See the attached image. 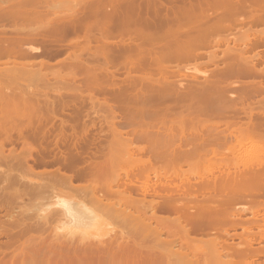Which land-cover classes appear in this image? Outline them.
Returning <instances> with one entry per match:
<instances>
[{"label": "bare ground", "instance_id": "6f19581e", "mask_svg": "<svg viewBox=\"0 0 264 264\" xmlns=\"http://www.w3.org/2000/svg\"><path fill=\"white\" fill-rule=\"evenodd\" d=\"M79 1H84L79 3L81 15L71 9L49 18L50 14L41 13L32 0H16L20 5L0 11V27L7 26L0 28V233L8 237L5 247L0 245V264H264V146L255 136L264 126L252 122L260 112L251 108L245 124H220L209 114L229 110L232 93L207 91L238 85L223 77L225 74L245 72L264 78V69L256 60L247 59L249 54L242 55L243 60L228 44L230 37L236 42L249 41L248 45L264 40L263 30L259 36L258 30H252L255 34L249 36V28L238 32L242 26L238 37L229 31L236 22L247 23L264 14V0H195L193 4L192 0ZM250 3L258 5L250 8L261 13H251L249 8L254 16L249 14L252 17L246 20L247 10L246 18H239L237 10L241 9L242 15ZM213 8L215 15L210 18L208 10ZM184 13L190 14L186 19L192 18L195 28H179L184 24ZM37 17L44 18L38 27L15 26L22 24L15 21L17 18L25 25ZM258 17L254 19L264 20L263 15ZM11 24L20 29L11 28ZM167 24L172 26L165 28ZM219 31H226V35ZM228 31L235 38L229 37ZM70 33H76L77 42L64 44ZM209 44H224L221 50L228 60L223 61V69L216 67L217 74L199 82L194 70L200 67L197 59ZM65 47L70 49L67 59L74 58L73 76L82 79L81 86L75 88L105 90L109 98L99 100L100 105L96 95L89 99L90 105L100 106L109 120L106 139L102 137L103 142L100 138L103 143L99 146L92 147L96 136L88 137V142L84 137L88 126L100 120L99 110L90 112L91 116L87 113L91 124L79 125V106L72 113L79 122L73 125V135L67 137L66 121L60 118L53 146L42 141L43 135L36 132L41 130L39 125L23 135L26 126L54 118L81 96H62L56 101L47 94L32 92L39 86L47 87L49 78L43 71L55 62L50 57ZM211 52L205 54V62L215 64L216 56L222 54ZM35 55L43 57L35 61L31 59ZM3 61L9 63L4 65ZM190 66L195 76L180 75ZM58 69L55 72L60 79L71 76L61 75ZM114 71L166 75L162 79L124 78L127 80L121 85L113 82ZM179 72L178 78L172 75ZM254 81L243 85L262 91L264 81ZM70 82L66 84L70 86ZM106 89L129 93H107ZM259 111L264 113V109ZM117 114L127 122L116 124ZM174 115L179 117L178 123H158ZM24 121L28 124L25 127L21 126ZM13 133L21 139L17 140L20 148L12 145ZM243 134L252 146L240 149ZM175 138H179L177 143ZM217 139L227 141L230 156L219 155L212 145ZM148 147L153 156L146 151ZM89 149L92 152L87 154ZM141 152L151 157L138 155ZM247 152L252 153L248 158L244 155ZM184 164L187 168L181 169ZM48 165L56 166L50 171L45 168ZM48 190L72 194L77 203L45 206L42 201L45 197L48 201ZM75 222L81 228H76ZM108 231L112 234L104 237ZM83 234L98 236L78 237ZM104 249L113 250L104 253ZM259 254L263 259L249 258Z\"/></svg>", "mask_w": 264, "mask_h": 264}, {"label": "rangeland", "instance_id": "374dc122", "mask_svg": "<svg viewBox=\"0 0 264 264\" xmlns=\"http://www.w3.org/2000/svg\"><path fill=\"white\" fill-rule=\"evenodd\" d=\"M16 1V0H15ZM15 1H13V0H0V11H8V10H10V8L12 7V8H14L15 6H17V5H20V4H16L15 3ZM193 1H195V0H192V1H190L191 2V4H193L194 2ZM216 2H223V0H215ZM224 1H226V0H224ZM32 2H33V4L36 6V5H38V7H40V8H38L37 6V8L39 9V11L41 12H48L50 15L48 16L49 18H51L52 16H53V13H55L56 12V14L57 13H59V14H57V15H63V14H65L66 12H67V10L69 11V10H71V11H74V13L76 12V13H78V15H81L83 12H81V11H79L80 10V6H79V3H81V2H84V1H79V0H32ZM252 3H254V2H252ZM252 3H250L249 5H248V9H244L245 10V12H244V10H242V15H241V9L240 10H237V13L238 12H240V14L238 15L237 13V15L239 16V18H242V17H245L246 18V14L245 13H247V10H248V14H247V19L246 20H248V18L252 15L251 13H253V11L254 12H257V13H261L260 12V9L258 10L257 8V10H253V9H251L253 6V8H255V7H259L258 5H253ZM33 4H32V6H33ZM255 4V3H254ZM262 4V3H261ZM34 6V7H35ZM263 6V5H262ZM251 7V8H250ZM37 8H35L36 10H38ZM251 10H250V9ZM261 8V7H260ZM264 8V7H263ZM215 8H213V9H209L208 11L209 12H211V14H210V18H212L214 15H215V10H214ZM11 10H14V9H11ZM36 10H33L34 11V13L35 12H37V13H39L38 11H36ZM249 10L251 11V13H249ZM253 10V11H252ZM216 11H218L217 9H216ZM219 11H220V9H219ZM263 11V10H262ZM41 12V13H42ZM262 13H264V11L262 12ZM235 14V15H236ZM245 14V15H244ZM249 14H251L250 16H249ZM255 14V16L257 15L256 13H254ZM72 15V14H71ZM189 15L190 14H186V13H184L183 14V18L181 19V21L184 23V24H182V25H180L179 26V28H182V29H184V28H195L196 27V25H193V23H194V20L192 19V18H190L191 20H188V19H186V18H189ZM236 15V16H237ZM259 15H261V14H258L256 17H258ZM263 16H264V14H262ZM261 15V16H262ZM39 16H41L40 14H39ZM51 16V17H50ZM73 16V15H72ZM77 16V14H75V17ZM237 16V17H238ZM252 16H254V15H252ZM251 16V17H252ZM261 16H259L258 17V19L261 17ZM250 17V18H251ZM256 17H252L253 19L254 18H256ZM53 18V17H52ZM252 18L250 19L251 20V23H250V20H248V24L246 23V21H244L243 20V22H241L240 20L241 19H239L238 21H240L239 23L238 22H236V23H238V24H234V26L231 28V29H229V31H233L232 32V34L234 33V34H238V32H242L243 30H246L247 28H249V30L248 31H251V32H249L248 34H250L249 36H251V33H252V30H255L254 32H256L257 30V32H256V34L258 33V36H259V33H260V31H261V33L264 31V20L262 19V20H255V21H257V22H255L254 20V22H255V24H253L254 22L252 21ZM263 18V17H262ZM34 20L32 21V23L30 22V23H24L25 25H22L23 24V22H22V20H21V22H20V20L17 18V20H15V21H18L19 22V24H21V25H18V23L15 25V26H20L21 27V29H22V27L24 28V29H26V27H28V28H30L31 26L32 27H38V25L40 24V23H42V20L44 19H41V17L40 18H38L37 17V19L36 18H33ZM39 19V20H38ZM37 20V21H36ZM258 21H260V22H258ZM34 22V23H33ZM5 23H7V22H5ZM12 23V22H11ZM14 24H15V22H13ZM0 24L2 25V22H0ZM4 24V23H3ZM29 24V25H28ZM249 24H251V25H249ZM0 25V26H1ZM6 25H10L9 23L8 24H6ZM12 25V24H11ZM247 25V26H246ZM14 25H12V27L11 26H8V28L9 29H11V28H18V27H15ZM30 26V27H29ZM172 25L171 24H167V25H165L164 27L166 28V27H171ZM199 26H203V25H199ZM242 26H244V27H242ZM7 28V26H5V24H4V26L2 27V28ZM11 27V28H10ZM20 27L18 28V29H20ZM242 27V28H241ZM1 28V27H0ZM1 28V29H2ZM241 28V31H238V29H240ZM244 28V29H243ZM263 30V31H262ZM228 31V32H229ZM238 31V32H237ZM253 32V33H254ZM80 33V32H79ZM78 33V34H79ZM219 33L221 34V33H224L225 35H226V31L225 32H223V31H219ZM252 33V34H253ZM76 33H70L69 35H68V37H69V39H67V40H65L64 42V44H71L70 42H77V40H76V35H75ZM218 34V33H217ZM219 34V35H220ZM230 34V35H229ZM229 37L230 36H233L234 37V35H231V33L229 32ZM255 34V33H254ZM215 35V34H214ZM213 35V36H214ZM223 35V34H222ZM238 36H240V33L236 36L235 35V37H238ZM262 36H264L263 34H262ZM234 37V38H235ZM70 38H71V40H70ZM230 39H232V40H230ZM229 40L230 41H228V44H229V46H232L233 48H235L236 50H238L239 52V54L242 56H244V57H246V55L248 56V54H249V56L248 57H246L247 59H250V60H256V62H258V66L260 65V67L262 66L263 67V69H264V65H263V63H264V58H263V60H262V57H263V55H264V53H262V52H264V40L263 41H260V42H257V43H253V44H251V45H248L249 44V41L247 42L246 40V42L245 41H243V42H241V41H235L233 38H229ZM232 41H235V42H233V43H230V42H232ZM236 43V44H235ZM213 45V46H212ZM247 45V47H245V48H243L242 50H239V48L240 47H244V46H246ZM253 45V47H251ZM219 46L220 47H222V48H220V49H218L219 48ZM240 46V47H239ZM248 46H249V48H251V50L248 48ZM218 47V48H217ZM225 46H224V44H220V45H216V44H209L208 45V48H207V46L206 47H204L203 49V51L200 49V57L197 59V62H200L201 63V65H199L198 67V69H197V72H199V73H197L196 72V70H194V72L196 73V77L198 78V81L199 82H202L204 79H206L205 77H207V78H210V77H212L213 75H215V74H217V73H215V70H217V69H223V67H224V65H225V63L223 64V61H226V60H228V59H224V56L225 55H223L222 54V50L221 49H223ZM239 47V48H238ZM66 49L68 48V47H65ZM65 48H64V50H63V52L61 53H57V55H53L52 57H50V60L51 61H55V62H53V63H51L50 64V66L51 67H49V68H47L46 70L47 71H43V69H41V72L43 71V72H46L45 74H47V76H48V78H49V82H48V84H47V87L46 88H42L41 86H39L40 88H35V90L33 89V91L32 92H38V93H42V94H47V96L49 97V98H52V97H54L55 98V100L57 101L58 99H60L62 96H67V95H71L72 97H74L73 95L75 94V95H77V93H79L81 96L79 97V98H74V100H73V102L72 103H74V104H70V105H66V107L64 108V111L63 112H61V113H59V114H57V116H55L54 118H49L47 121H43V120H41L40 122H38V121H36V122H32L31 124H29V126H26V125H28L27 124V121H24L22 124H21V126H23V127H25L24 128V130H23V135H25V134H27L28 135V133L29 132H31V130L33 131L34 130V128L36 127V125L39 127V129H41V130H38V131H36V132H38L41 136L43 135V139H42V141L44 142V140L46 141H49V143H52V145H50V146H53V142L55 141V137H56V132H57V127L60 125V123H61V121H60V118H62V119H64L63 121H66L65 122V124H67L66 125V135H67V137H70L71 135H73V127L74 126H76L79 122H81V123H79V125H81V124H83L82 122H84L85 123V125L87 124V125H89V124H91V121H90V119H92V117L90 118V116H91V113H93L94 114V111L95 110H99L98 112H97V114L99 115L98 117H97V115H96V117L97 118H99L100 120L97 122V119H96V121H94V123H93V127L91 128L90 126H88V130H87V132H86V134H85V138H87L88 139V137H91V138H93L94 136H96V137H94L96 140V142H98L99 141V144L97 145V144H95L96 142H94V145L92 144V147H95V145L96 146H99L100 145V143H103L104 142V135H106L107 136V134H106V132H108V124H109V120H108V118L107 117H105V115H106V113H105V111H103L102 109H101V107L100 106H97L99 103L101 104V101H106V100H109V98H108V96H107V94H106V91L105 90H99V89H93V88H91V87H87V88H79V89H77V88H75V87H78V86H81V77L79 78L77 75L76 76H73V74H76V73H73V66L75 67V62L73 61V56H72V58L70 57L69 59H67L69 56H68V54H66L67 53V51H70V49H67L66 51H65ZM214 48H216V49H214ZM246 48H247V50H246ZM71 49H73V47H71ZM210 49H212V50H210ZM217 49H218V52H219V54H218V52H215V51H217ZM241 49V48H240ZM248 49H249V51H248ZM256 50V51H255ZM65 51V52H64ZM204 51H206V52H204ZM210 51H214L213 53L215 54H217V55H220V54H222V56L220 55V56H216V60L218 61H216L215 62V64L214 63H206L205 62V60H207L206 58H208V52H210ZM240 51H241V53H240ZM243 51V52H242ZM251 51V52H250ZM205 53V54H207V55H205V54H203V55H201L202 53ZM211 52V53H212ZM247 52V53H246ZM253 52H255L256 54L258 53L259 55H261V53H262V56H258V54H257V56H256V54L253 56L252 54H253ZM66 54V55H65ZM85 55H86V53H84ZM215 54V55H216ZM240 55H238V56H240ZM253 57H252V56ZM68 56V57H67ZM207 56V57H206ZM229 56V55H228ZM228 56H227V54H226V57L225 58H228ZM242 56V57H243ZM251 56V57H250ZM43 57V55H35V56H32L31 57V59H33V60H39L40 58H42ZM202 57V58H201ZM206 57V58H205ZM242 57L240 58V59H242ZM243 57V60L244 59H246V58H244ZM260 57H261V59H260ZM53 58V59H52ZM58 60L59 59V61L60 62H58L60 65L63 63V65L62 66H60L59 65V67L57 66L58 65V63L56 62V60ZM201 60V61H200ZM211 60V59H210ZM262 60V61H261ZM219 61H221V62H219ZM192 64H193V62L194 61H190ZM3 63H4V61H3ZM3 63H1V64H3ZM9 62H7V63H4V65H6V64H8ZM214 64V65H213ZM191 65V64H190ZM60 68L62 71H60L61 72V75H67V74H70L71 76H65V78H66V80H62V79H60V75L58 74V73H56L55 71L57 70V72H58V68ZM191 67V66H190ZM189 67V70H186V69H188V68H186V69H183V71L181 72V74H180V72L179 73H172V75L174 76H177L176 78H178L179 77V74L180 75H182V73H183V75H185V74H187V75H185V76H188V75H194L195 73L193 72V70H191V69H193V66L190 68ZM216 67H217V69H216ZM204 68V69H203ZM45 70V69H44ZM54 70V71H53ZM200 70H202L201 72H200ZM235 71H236V69H235ZM114 72H116V71H114ZM63 73V74H62ZM214 73V74H213ZM163 75H166V73H157V72H152V73H150V74H145V73H143V74H139V73H136V74H130V73H124V72H116V74H114V76H115V78H113V82L114 83H116V84H121V82L122 83H124L123 82V80L125 81V80H127V79H124V78H129V77H135L136 79H144L145 77H154V78H156V79H162L164 76ZM220 75V74H219ZM163 76V77H162ZM168 76V75H167ZM195 76V75H194ZM217 76V75H216ZM221 76V75H220ZM253 76H255V80L256 81H254V77ZM251 75V74H249V73H245V72H236V73H231V74H225V76H223V77H229V78H231L230 80L232 81V82H234V83H238V85H234V86H231V88H229V85L227 84V86H228V88L227 89H208L207 91L208 92H210V93H217V92H220V91H223L224 90V92H227V93H229V92H231L232 93V96H233V98L232 97H230V103H229V105L231 106V104H232V106L233 107H228L229 108V110H227V111H224V113H218V114H216V115H213V114H209V115H211V116H209L210 117V119H213L214 121H216V122H218V123H220V124H224V123H230V124H245V123H247V121H248V119H249V114H250V109L251 108H255L256 109V111H253V112H260V113H253V114H255V116L257 117H255L254 116V118H256V119H254L255 121H252V122H256V124L258 123L259 125H263L264 126V113H261L262 111H259L260 109L261 110H263L264 109V88L262 89V91L260 90L259 91V89L257 90V91H259V92H256V89H255V91H253V90H251L252 88H249V86H247V85H243V83H245V82H251V80H253L254 82H259V81H262V83H263V81H264V78L262 79V77H261V75L260 74H258V75ZM161 77V78H160ZM189 77V76H188ZM115 79V80H114ZM182 79H184V77H182ZM188 79H190V78H188ZM70 81L71 80V82H70V86H68L67 84H66V82L67 81ZM180 80V79H179ZM187 80V77L185 78V80L184 81H186ZM193 81H194V79H192ZM202 80V81H201ZM178 81V80H177ZM183 81V80H182ZM189 82H190V80H188ZM196 81V80H195ZM192 82V81H191ZM229 81L227 80L225 83H228ZM260 84V83H259ZM264 84V83H263ZM122 85V84H121ZM126 89V88H125ZM127 89H130V91H133L132 89L133 88H127ZM106 90H108L107 91V93L108 92H111L112 93V91H113V93H114V91H116V93H118L117 91L118 90H120V92L122 91V90H124V89H116V90H113V89H106ZM110 90V91H109ZM105 93H104V92ZM123 92V91H122ZM126 92H128V90H124V93H126ZM251 92H253V93H251ZM261 92H262V94H261ZM129 93V92H128ZM131 93V92H130ZM257 93V94H256ZM96 95L97 97H98V102H97V107L96 108H94V107H92L91 105H90V97H91V95ZM263 95V96H262ZM259 96V97H258ZM261 96L263 97V100H261ZM253 97V98H252ZM255 98V99H254ZM257 98H258V100H257ZM259 98H260V101L261 102H259ZM99 100H101V101H99ZM99 104V105H100ZM256 104V105H255ZM226 105V104H225ZM228 105V104H227ZM77 106H79L81 109V115L82 116H80L81 118H79L78 120H80L79 122H77V121H74V119L76 120V118H73V116H74V114L72 115V113H75V109H77ZM78 107V108H79ZM92 107V108H91ZM91 109V110H90ZM92 109H94V110H92ZM252 109V110H253ZM74 111V112H73ZM83 111V112H82ZM87 111V112H86ZM85 112H86V114H85ZM91 112V113H90ZM96 112V111H95ZM87 113H89L90 114V116H88L89 114H87ZM83 114H85V116L83 115ZM119 118V119H118ZM95 119V118H94ZM93 121V120H92ZM178 121H179V117H177L176 115H174L173 117H170L167 121H160V122H158L159 124H168V123H170V124H175V123H178ZM75 122V123H74ZM76 122H77V124H76ZM97 122V123H96ZM127 121H125L124 119H122V117H120V115L119 114H117L116 115V120H115V123L116 124H121L122 125V123H126ZM74 124H76V125H74ZM128 124V123H127ZM74 125V126H73ZM96 125V126H95ZM261 125V126H262ZM124 126H126V125H124ZM262 126V127H263ZM34 127V128H33ZM90 127V128H89ZM78 128V127H77ZM127 129H129L128 128V126L126 127ZM125 127H124V129H126ZM36 129V128H35ZM38 129V128H37ZM36 129V130H37ZM126 129V130H127ZM101 130V131H100ZM77 131V130H76ZM105 132V133H104ZM104 133V134H103ZM246 134V133H245ZM245 134H243L242 136H241V140H242V142H243V145H242V147L240 148V149H242V148H246L247 146H252L251 145V143H252V141H250V140H247V138H246V136H245ZM30 135V134H29ZM99 135V136H98ZM13 136L15 137H13V139L15 140V142H14V144H12L14 147H16V148H20V146H21V139L20 138H18V136H17V134L16 133H13ZM87 136V137H86ZM99 137V139L101 138V139H103V142H101V139L99 140L98 139V137ZM255 136L258 138V139H261V141L259 142V144H261V145H263L264 146V130H259V132H257V133H255ZM102 137H104V138H102ZM85 138H84V141H85ZM91 138L90 139H88V140H86L87 142L88 141H90L91 140ZM106 139V138H105ZM137 138H135V141H137V140H141V139H137ZM152 139V138H151ZM185 140V137H182L181 138V140ZM17 140H20V141H18L17 142ZM144 142H145V140L144 139H142ZM152 140H154V139H152ZM155 140H156V138H155ZM178 140H179V138H175V143H177L178 142ZM219 139H217V140H215L213 143H212V145L215 147V149L217 150V151H219V153H221V154H219L221 157H223V158H226V157H228V156H230L231 154L227 151V141L226 142H224V141H221V140H219ZM138 141V142H139ZM147 141V140H146ZM151 141V140H150ZM259 141V140H258ZM258 141H256V142H258ZM12 142V143H13ZM17 142V143H16ZM145 143H147V142H145ZM6 145H8V144H6ZM90 145V144H89ZM8 146H10V145H8ZM84 146L86 147V145L84 144ZM87 147H88V144H87ZM90 147V146H89ZM88 147V148H89ZM92 147H90V149L92 150L93 148ZM87 148V149H88ZM90 149H89V152H87V154L88 153H91L90 152ZM134 149H135V147H134ZM147 149V148H146ZM240 149H239V151H240ZM93 150H95V148L93 149ZM150 149H149V147H148V150H146V151H148L150 154H152L151 152L152 151H149ZM88 151V150H87ZM145 151V152H146ZM238 151V152H239ZM145 152H141V153H143L142 155L141 154H138V155H140V156H146V157H148V156H150V155H148L147 153H145ZM136 153H140V152H135L134 153V155H137ZM146 155H145V154ZM239 153H241V152H239ZM153 154H155L154 152H153ZM153 154H152V156H153ZM251 152H247V153H244V155L248 158V156L250 157L251 156ZM151 157V156H150ZM56 165H48V166H46L45 168L47 169V170H49L50 169V171H52L51 169H53L54 167H55ZM169 166V165H168ZM168 166L166 165V168H168ZM37 167L39 168V169H42L43 168V166H41V165H37ZM180 168L182 169H184V168H187V166H186V164H184V165H181L180 166ZM199 168H200V166H199ZM46 169H44L45 171H46ZM162 169H165V168H162ZM66 170V169H65ZM49 171V172H50ZM66 171H68V169L66 170ZM70 171V170H69ZM68 171V172H69ZM164 171H166V170H164ZM152 178H153V176L151 177V180H152ZM154 179V178H153ZM79 182V181H78ZM78 182H76L75 181V183H78ZM14 186H17V185H14ZM18 186H22V185H18ZM49 190L51 189L50 187L48 188ZM49 190L47 191V192H49ZM53 190H51L50 192H52ZM46 192V193H47ZM49 192V195H48V193L46 194V195H48L49 197H48V201H47V197H45L46 195H44V197H45V202H43L42 201V204L43 205H45V206H48V205H55V206H58V205H75V203H77L76 202V198L71 194H68V193H64V192H61V191H59V190H55V191H53L52 193H50ZM49 199H51V200H49ZM43 200V199H42ZM74 200V201H73ZM47 201V202H46ZM24 202H26L27 204L29 203V202H27V200L25 199V201ZM24 202H20L19 204L20 205H26L27 206V204L26 203H24ZM149 211V210H148ZM147 211V212H148ZM247 214H249V213H247ZM68 221V224H70V221L69 220H67ZM73 224V223H72ZM74 225H76V228H81V227H79L80 226V223H77V222H75V224ZM85 227H87V228H89V226H85ZM70 228V227H69ZM238 231H240V229L238 230ZM109 232V231H108ZM109 235H107L106 233H105V235H103L104 237L106 236V237H110V234H112L111 232H109L108 233ZM93 236H87V235H78V237L79 238H97V236H98V234H92ZM165 235V234H164ZM94 240V239H93ZM235 241H238V239L237 238H235L234 239ZM7 241H8V237L6 236V235H4V234H2V233H0V245H1V247H5V244L4 243H7ZM17 244L19 245L20 243L19 242H17ZM17 245V246H18ZM109 249H104L103 250V252L104 253H106L107 251H108ZM113 249H110L108 252H111ZM249 258L250 259H253V258H255V259H263V256L262 255H257V256H249ZM107 264H109V263H107ZM111 264H113V263H111Z\"/></svg>", "mask_w": 264, "mask_h": 264}, {"label": "flooded vegetation", "instance_id": "af4514ba", "mask_svg": "<svg viewBox=\"0 0 264 264\" xmlns=\"http://www.w3.org/2000/svg\"><path fill=\"white\" fill-rule=\"evenodd\" d=\"M152 181H153V180H152ZM157 211H158V210H157ZM150 212H151V210L148 211V213H150Z\"/></svg>", "mask_w": 264, "mask_h": 264}, {"label": "crops", "instance_id": "0c3cea01", "mask_svg": "<svg viewBox=\"0 0 264 264\" xmlns=\"http://www.w3.org/2000/svg\"><path fill=\"white\" fill-rule=\"evenodd\" d=\"M63 52V51H62ZM65 52V51H64Z\"/></svg>", "mask_w": 264, "mask_h": 264}]
</instances>
